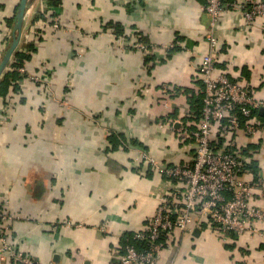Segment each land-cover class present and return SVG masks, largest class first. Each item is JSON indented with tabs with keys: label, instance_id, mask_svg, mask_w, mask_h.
Segmentation results:
<instances>
[{
	"label": "crops",
	"instance_id": "crops-1",
	"mask_svg": "<svg viewBox=\"0 0 264 264\" xmlns=\"http://www.w3.org/2000/svg\"><path fill=\"white\" fill-rule=\"evenodd\" d=\"M20 1L0 0V61ZM206 2L28 0L20 44L0 76L33 40L25 67L42 79L21 73L0 94V208L18 216L12 235L26 254L42 264H112L178 188L139 156L144 149L162 165L194 162L199 64L212 25ZM216 36L217 71L264 99V17L248 21L227 9ZM255 118L263 124L255 136L245 127L235 133V149L251 165L241 177L253 181L264 177V107ZM213 139L225 148L218 125ZM252 202L264 205L263 188ZM0 264L19 263L0 249ZM158 264H264V239L222 233L197 214Z\"/></svg>",
	"mask_w": 264,
	"mask_h": 264
},
{
	"label": "built area",
	"instance_id": "built-area-1",
	"mask_svg": "<svg viewBox=\"0 0 264 264\" xmlns=\"http://www.w3.org/2000/svg\"><path fill=\"white\" fill-rule=\"evenodd\" d=\"M48 5L49 0H42ZM205 10L212 17L208 34L209 49L201 58L199 72L204 82L202 118L193 135L196 155L192 165H162L144 149L139 158L158 167L171 180L172 192L165 193L157 213L149 225L134 233L136 239L145 241L148 247L138 250L135 244H127L124 252L112 264H158L161 251L170 244L177 231L190 230L197 214L208 215L222 233L248 235L264 239V205L252 202L257 189H264V177L257 181L241 177L246 161L235 149V133L242 127L241 116H248L246 133L255 136L263 129L253 115L254 109L264 107V99L256 98L252 89L234 81L225 71H217L219 39L218 23L225 10L240 11L248 21L264 17V0H207ZM55 27H63L59 16L46 14ZM71 28H63L69 31ZM134 46L148 51V45L134 41ZM13 67V66H11ZM16 69L15 67H13ZM33 80L42 77L17 68ZM216 125L224 136L225 148L214 146ZM18 216L0 208V244L2 258H11L19 264H42L26 254L21 242L12 235V223Z\"/></svg>",
	"mask_w": 264,
	"mask_h": 264
},
{
	"label": "trees",
	"instance_id": "trees-1",
	"mask_svg": "<svg viewBox=\"0 0 264 264\" xmlns=\"http://www.w3.org/2000/svg\"><path fill=\"white\" fill-rule=\"evenodd\" d=\"M14 19H15V16L13 18V21H14ZM23 44H24V46L22 47V49H19L16 52L14 60L12 62V66L15 67L16 69L6 72L4 74V76H3V78L0 79V94H6L7 91L9 90L10 85L11 84H13V85L16 84L15 82L21 78L22 74L25 75L24 73L21 74V72L17 68L18 67H22V66L24 67L26 65V62L29 61L32 58V55H31L30 51H32L34 49L35 42L33 40H31V41L24 40ZM234 81H236V80H234ZM203 97H204V89H203V95H202V98H201L200 107L197 108V111H196V116H197V118H200V120L202 118ZM259 110L260 109H254L253 115L255 116V114ZM240 116H241V121H242V127H245V122L247 121L248 116H245V115H242V114H240ZM260 126H263V124L260 123ZM216 144H217V146H219V142L218 143L216 142ZM214 146H215V143H214ZM250 166L251 165L246 164L245 168L250 167ZM259 178H256L255 181H257ZM127 244H135L136 248L138 250H140V251L144 250L145 248L148 247V244L145 241L136 239L133 234H132V236L131 235L128 236V241H127L126 245ZM125 247H124V249H125Z\"/></svg>",
	"mask_w": 264,
	"mask_h": 264
},
{
	"label": "water",
	"instance_id": "water-1",
	"mask_svg": "<svg viewBox=\"0 0 264 264\" xmlns=\"http://www.w3.org/2000/svg\"><path fill=\"white\" fill-rule=\"evenodd\" d=\"M27 2L28 0H21L19 3V7L15 15V22H14V28L12 34L13 39L7 51L5 52L2 60L0 61V76L4 72V70L8 67L14 52L17 50L20 44L22 31H23V24L26 14Z\"/></svg>",
	"mask_w": 264,
	"mask_h": 264
}]
</instances>
